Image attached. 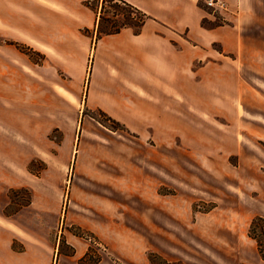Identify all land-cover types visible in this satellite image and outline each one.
Segmentation results:
<instances>
[{
	"label": "rangeland",
	"instance_id": "obj_1",
	"mask_svg": "<svg viewBox=\"0 0 264 264\" xmlns=\"http://www.w3.org/2000/svg\"><path fill=\"white\" fill-rule=\"evenodd\" d=\"M102 4L103 29L129 13L120 0ZM198 5L204 27L233 26L226 1ZM26 33L0 25V44L13 49L0 61V264H19L3 246L9 239L15 251L34 242L28 256L56 264L58 250H71L63 234L74 225L92 234L81 236L94 249L90 264L95 252L105 264H151L152 252L162 257L154 264H264L250 236L264 245L260 58L236 57L211 39L199 59L183 48L175 90L143 61L119 67L118 54L96 55V38L81 62L65 63L12 37ZM31 66L40 81L33 95L14 86L29 81L20 67L31 75ZM48 77L54 91L41 84ZM20 162L24 183L10 186Z\"/></svg>",
	"mask_w": 264,
	"mask_h": 264
},
{
	"label": "crops",
	"instance_id": "obj_2",
	"mask_svg": "<svg viewBox=\"0 0 264 264\" xmlns=\"http://www.w3.org/2000/svg\"><path fill=\"white\" fill-rule=\"evenodd\" d=\"M102 1L0 0V25L8 26L9 29L21 35L26 29L27 33L22 37L12 34L13 39L23 40L34 49L45 53L47 57L54 58L57 53L65 63H68L73 56L79 57L78 62H81V53L87 54L92 40L95 39L96 29L94 28ZM126 1L149 14L150 17L144 22L142 31L139 34H133L130 29L123 28L117 33L99 37L94 46L95 54L104 56L106 60H112V55L118 54L119 62L116 64L119 67L134 65L136 60L138 63L143 61V66L148 67L149 72L163 70L165 76L174 84L175 90H181L183 48L187 50L189 48L191 57L199 59L210 53L211 39L220 42L223 50L233 51L236 57L257 56L260 58V66L257 70L264 72V0H225L231 10H236V14L232 16L234 24L231 28L222 26L211 30L210 27L202 25L204 12L200 9L198 0ZM85 28L89 29L90 33H83L82 29ZM241 40L244 47L241 45ZM183 41L188 44H184ZM4 51L12 53L13 49L0 44V61ZM209 62L206 60V64L202 66L203 70L210 68ZM250 65L245 64L244 68ZM41 66L46 67L44 64ZM20 69L22 73H27V75L24 74L30 79L29 81L16 79L14 86L25 87L33 95L40 84L38 70L31 66L30 75L26 72L27 70H23L22 67ZM199 71L200 69H197L198 73ZM52 81V77H48L41 84L50 88L54 84ZM50 89L54 91L53 87ZM117 101L121 103L119 97ZM21 163H16V166L12 168L13 180L8 182L10 186L24 183ZM77 222L86 226L85 223ZM63 235L65 241L74 248V254H57L56 264H61V261L62 264H78V258L84 255L91 245L90 240L72 233ZM27 242L24 251L13 250L11 239L3 246L6 253L19 261V264H37L32 256L31 258L28 256L32 254L34 242ZM98 264H105L103 258Z\"/></svg>",
	"mask_w": 264,
	"mask_h": 264
},
{
	"label": "trees",
	"instance_id": "obj_3",
	"mask_svg": "<svg viewBox=\"0 0 264 264\" xmlns=\"http://www.w3.org/2000/svg\"><path fill=\"white\" fill-rule=\"evenodd\" d=\"M104 2L108 1V0H103ZM123 4L127 5L129 7V13L126 14L125 16V20L122 21L119 25L118 24H112L110 28H101V20L105 19L103 16H102V12H103V9H104V4H102L101 8H100V14H99V17H98V23H97V28H96V39H98L101 35L103 34H112V33H117L121 30V28L123 26H133L134 27V33L135 34H138L140 33V31L142 30V27L144 25V22L150 17L149 14H147L146 12L142 11L141 9L137 8L136 6L132 5L131 3L127 2L126 0H120ZM131 8V9H130ZM132 9H135L137 11H140L142 13V15L144 16L143 18L140 17L139 19H136L134 20L133 19V15H132ZM125 14V13H124ZM205 23H210V20L208 21L207 19H203L202 20V25H205ZM29 50H31L29 48ZM256 219H263V217L261 216H256L254 218V221H252V224L256 221ZM252 226H250V231L252 230L251 229ZM70 231L75 234V235H78V236H83V237H86V238H91L92 234L90 235L89 231L88 230H85L83 229L82 227L80 226H77V225H74V226H71L70 228ZM250 236L252 238H254L257 242V248H258V251H259V254L261 256L262 259H264V245L261 241V239L256 236V235H252L250 234ZM62 242H65L64 239H61ZM71 250L68 252V253H65V254H68V255H72L74 254V248L72 246H70ZM59 253H61L60 250H58ZM94 252V249L92 246H89L88 250L86 251V253L84 255H82L81 257L78 258V264H90L89 262V259L92 257V253ZM95 258H94V264H98L99 260H100V255L95 252ZM155 257H160L162 259V257L154 252L148 254V259L150 261L151 264H154L155 263ZM164 261V259H163Z\"/></svg>",
	"mask_w": 264,
	"mask_h": 264
},
{
	"label": "built area",
	"instance_id": "obj_4",
	"mask_svg": "<svg viewBox=\"0 0 264 264\" xmlns=\"http://www.w3.org/2000/svg\"><path fill=\"white\" fill-rule=\"evenodd\" d=\"M205 2L208 6L213 8H223L225 6L224 0H205Z\"/></svg>",
	"mask_w": 264,
	"mask_h": 264
}]
</instances>
